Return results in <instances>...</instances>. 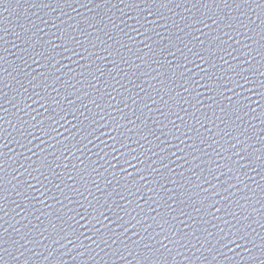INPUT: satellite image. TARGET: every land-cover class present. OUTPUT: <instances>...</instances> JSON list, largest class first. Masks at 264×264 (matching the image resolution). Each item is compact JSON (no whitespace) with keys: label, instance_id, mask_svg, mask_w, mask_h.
<instances>
[{"label":"water","instance_id":"95a60500","mask_svg":"<svg viewBox=\"0 0 264 264\" xmlns=\"http://www.w3.org/2000/svg\"><path fill=\"white\" fill-rule=\"evenodd\" d=\"M145 243L264 264V4L0 0L4 264H142Z\"/></svg>","mask_w":264,"mask_h":264},{"label":"snow or ice","instance_id":"6c2138e0","mask_svg":"<svg viewBox=\"0 0 264 264\" xmlns=\"http://www.w3.org/2000/svg\"><path fill=\"white\" fill-rule=\"evenodd\" d=\"M153 2L154 3L165 4V3H171L172 0H153ZM212 2L215 3L216 0H212ZM222 2H224L225 5H227V0H222ZM244 2L247 3L248 0H244ZM253 2H254V0H253ZM199 3H201V0H195V4H199ZM261 4H264V0H261ZM148 14L149 15H153L154 13L149 11ZM208 19L212 20V24L213 25L217 24V21L215 19H213L212 17H208ZM146 22H148V21H146ZM193 22L194 23H204V20H198L196 17H193ZM227 26L230 27V28L233 27L232 24H229ZM240 26L244 27V24H243L242 21L240 22ZM136 30L138 31V29H136ZM109 38L111 39V37H109ZM73 39L75 41V38H73ZM75 43L79 44L80 42L79 41H75ZM65 50L68 51L69 49L66 48ZM241 79H243L245 81V84L249 82L248 78L246 76H241ZM236 86L243 88L245 85L244 84H240L239 81H237L236 82ZM153 103H155V101H153ZM174 127H175V125H174ZM231 147L235 148L236 144H232ZM235 155L240 156L239 153H235ZM241 158H243V157L241 156ZM205 182L207 183V181H205ZM28 187L31 188L32 185L29 184ZM213 188H215V186H213ZM202 190L203 191H207L208 189L204 188ZM238 232H239V230H238ZM64 239H68V238L64 237ZM88 239H91V237H89ZM245 239H246L245 236H240V235L237 234V239L236 240H231L230 239L229 240V245L230 244H236L237 248H244L247 251L246 246L244 244H241V243L237 242V240H245ZM69 242H71V241L69 240ZM171 242L172 241H170V243ZM229 245H225V247H228ZM61 247H63V245H61ZM143 248H144V253H147L148 255H145L144 253H137V255L141 256L142 264H150V262L153 261V260H154L155 264H167L166 258H164V252L161 249H163L164 251H167L169 255L171 254V251H172L171 249H169L167 247V245H164V244H161L160 248H156V247H154L152 245H149V244L145 243L143 245ZM0 251H7V250L6 249H0ZM132 254H133L132 252H128V255H132ZM0 264H4L3 256H0Z\"/></svg>","mask_w":264,"mask_h":264}]
</instances>
